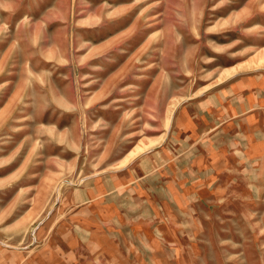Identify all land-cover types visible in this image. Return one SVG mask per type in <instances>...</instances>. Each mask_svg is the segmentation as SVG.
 I'll return each instance as SVG.
<instances>
[{
  "label": "rangeland",
  "instance_id": "374dc122",
  "mask_svg": "<svg viewBox=\"0 0 264 264\" xmlns=\"http://www.w3.org/2000/svg\"><path fill=\"white\" fill-rule=\"evenodd\" d=\"M0 264H264V0H0Z\"/></svg>",
  "mask_w": 264,
  "mask_h": 264
}]
</instances>
